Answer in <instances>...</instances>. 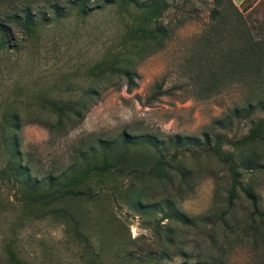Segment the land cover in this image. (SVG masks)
<instances>
[{"label": "rangeland", "instance_id": "obj_1", "mask_svg": "<svg viewBox=\"0 0 264 264\" xmlns=\"http://www.w3.org/2000/svg\"><path fill=\"white\" fill-rule=\"evenodd\" d=\"M102 1L0 0V264H264V0Z\"/></svg>", "mask_w": 264, "mask_h": 264}, {"label": "trees", "instance_id": "obj_2", "mask_svg": "<svg viewBox=\"0 0 264 264\" xmlns=\"http://www.w3.org/2000/svg\"><path fill=\"white\" fill-rule=\"evenodd\" d=\"M92 0H72V3H74V5L78 6V9L81 13H84L86 11H88L91 8V2ZM133 2H135V0H132ZM103 3H110L112 2V0H103ZM166 0H153L151 3L146 4L145 7V13L147 16L151 17L152 15H159V13L161 12V10L163 9V7L166 6ZM95 7L99 6L98 4L94 5ZM54 8L56 9L57 7L54 6ZM28 16V13H25V17ZM167 36V32H166V28H162V27H154V29L152 30V32L149 35V39L153 40L154 43L156 44H160L161 40L164 39ZM247 47H248V53L249 56L253 54V46L254 43H252L250 40H247L246 42ZM134 73H131L130 71H125V76H126V83L127 86L131 87L133 85V77ZM262 125H259L258 127L261 128ZM70 192H72L73 195L75 196H79L80 194H82L80 191H75L73 189L70 190ZM245 194L246 197L249 199L250 204H251V208H252V213L253 214H259L260 211L258 209L257 206V202H256V196L249 191L245 190ZM186 264V263H184Z\"/></svg>", "mask_w": 264, "mask_h": 264}, {"label": "crops", "instance_id": "obj_3", "mask_svg": "<svg viewBox=\"0 0 264 264\" xmlns=\"http://www.w3.org/2000/svg\"><path fill=\"white\" fill-rule=\"evenodd\" d=\"M240 1V0H239Z\"/></svg>", "mask_w": 264, "mask_h": 264}]
</instances>
